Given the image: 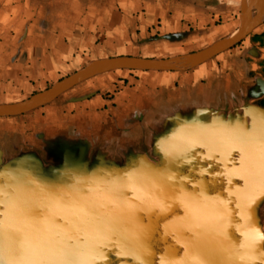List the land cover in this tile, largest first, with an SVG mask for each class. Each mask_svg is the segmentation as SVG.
I'll return each mask as SVG.
<instances>
[{"label":"crops","instance_id":"crops-1","mask_svg":"<svg viewBox=\"0 0 264 264\" xmlns=\"http://www.w3.org/2000/svg\"><path fill=\"white\" fill-rule=\"evenodd\" d=\"M240 12L241 0H0V103L30 98L92 59L203 49L234 32ZM262 81L264 18L241 43L194 68L94 73L44 106L0 117V173L16 174V165L45 172L55 136L62 157L52 166L83 174L154 162L166 147L213 137L227 155L231 140L259 164L237 191L244 218L258 206L264 229ZM8 194L0 182V198Z\"/></svg>","mask_w":264,"mask_h":264},{"label":"flooded vegetation","instance_id":"flooded-vegetation-1","mask_svg":"<svg viewBox=\"0 0 264 264\" xmlns=\"http://www.w3.org/2000/svg\"><path fill=\"white\" fill-rule=\"evenodd\" d=\"M227 144V150L234 149L227 155L213 137L193 142L184 150L168 149L167 155L154 162L140 161L109 171L92 166L85 174L73 166L59 172L56 166H52L55 172H38L16 165V174L3 169L0 182L9 194L0 198V223L10 232L16 230L17 220L5 215L1 202L15 192L11 183L27 180L41 195L34 218L47 240L32 242L28 248L42 263L180 264L188 256L186 241L191 234L171 222L184 213L181 187L198 191V183L204 180L211 193L223 194L235 209L231 233L237 251L248 264H264L263 221L254 211L259 207H251L252 218L247 221L237 191L259 164L250 149L231 140ZM54 152L58 150L54 148ZM106 201L108 205H104ZM0 256L4 262L5 255Z\"/></svg>","mask_w":264,"mask_h":264},{"label":"water","instance_id":"water-1","mask_svg":"<svg viewBox=\"0 0 264 264\" xmlns=\"http://www.w3.org/2000/svg\"><path fill=\"white\" fill-rule=\"evenodd\" d=\"M263 18L264 0H241L239 27L208 47L167 58L115 56L92 59L82 68L30 98L0 103V117L22 115L44 106L94 73L119 69L174 71L194 68L241 43L259 26ZM260 87L264 90L263 81L260 82ZM11 186L15 192L3 200L1 206L5 215L17 220V223L14 232L8 231L5 223H0V254L5 255L3 264H44L28 248V244L32 242L47 240L43 227L34 218L40 192L27 180L11 183ZM198 187V191L181 187L180 206L184 213L171 222L179 230L191 234L186 241L188 256L179 260L180 264H248L237 251L231 233L235 209L223 194L211 193L204 180L198 183ZM48 246L50 247L49 244ZM50 248L53 253V248Z\"/></svg>","mask_w":264,"mask_h":264},{"label":"rangeland","instance_id":"rangeland-1","mask_svg":"<svg viewBox=\"0 0 264 264\" xmlns=\"http://www.w3.org/2000/svg\"><path fill=\"white\" fill-rule=\"evenodd\" d=\"M69 75V74H68ZM65 77V76H64ZM63 78V77H62ZM52 85V84H51ZM51 85H49V86H51ZM48 86V87H49ZM167 152H168V150H167V147L166 148H164L162 151H159V152H157L158 154H156L157 155V158L159 157V156H161V155H167ZM62 157V152H54V153H52L50 156H49V158H48V156H47V158H45L46 160H44V158H43V163H44V165H45V167L44 168H46L45 169V171H49V172H55V170H56V167H52V164L51 163H55L54 165H58V163H59V160L61 161V158ZM47 159H49V160H47ZM48 161V162H47ZM38 172H40V171H38ZM85 199H87V200H90L89 199V197H86ZM92 199V198H91ZM87 202V201H86ZM99 202V201H98ZM93 203V201L91 200V201H89L88 203H86L87 205L88 204H92ZM96 203H97V201H96ZM109 204V201H106L105 202V204L104 205H108ZM103 205V206H104Z\"/></svg>","mask_w":264,"mask_h":264},{"label":"trees","instance_id":"trees-1","mask_svg":"<svg viewBox=\"0 0 264 264\" xmlns=\"http://www.w3.org/2000/svg\"><path fill=\"white\" fill-rule=\"evenodd\" d=\"M59 141V139L55 136V137H51L50 139L47 140V143L50 145L49 146V150H47V153H51L54 152V147L55 144Z\"/></svg>","mask_w":264,"mask_h":264}]
</instances>
